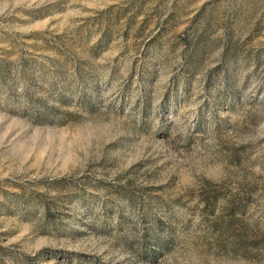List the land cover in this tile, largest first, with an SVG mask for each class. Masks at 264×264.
<instances>
[{
	"label": "rangeland",
	"instance_id": "374dc122",
	"mask_svg": "<svg viewBox=\"0 0 264 264\" xmlns=\"http://www.w3.org/2000/svg\"><path fill=\"white\" fill-rule=\"evenodd\" d=\"M0 264H264V0H0Z\"/></svg>",
	"mask_w": 264,
	"mask_h": 264
}]
</instances>
